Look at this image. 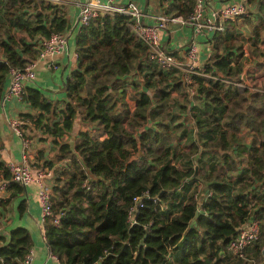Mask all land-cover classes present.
I'll return each mask as SVG.
<instances>
[{
  "label": "trees",
  "instance_id": "trees-1",
  "mask_svg": "<svg viewBox=\"0 0 264 264\" xmlns=\"http://www.w3.org/2000/svg\"><path fill=\"white\" fill-rule=\"evenodd\" d=\"M159 3L184 17L195 6V0ZM246 5L247 13L207 36L209 53L190 81L179 68L151 59L128 15L117 12L75 26L77 65L64 78L63 97L26 85L24 99L34 111L20 113L25 135L37 128L52 141L53 157L41 149L31 163L55 172L45 238L63 264L264 259V0ZM71 27L60 1L0 0V107L11 68L37 59L43 39ZM246 66L251 95L242 78ZM131 88L138 89L133 106ZM78 119L83 125L76 129ZM1 147L0 137V180H8V191L23 190L11 180ZM136 195L144 206L133 221ZM250 220L259 222L260 237L243 257L227 252ZM32 246L25 228L0 235V264H24Z\"/></svg>",
  "mask_w": 264,
  "mask_h": 264
},
{
  "label": "built area",
  "instance_id": "built-area-1",
  "mask_svg": "<svg viewBox=\"0 0 264 264\" xmlns=\"http://www.w3.org/2000/svg\"><path fill=\"white\" fill-rule=\"evenodd\" d=\"M247 11L246 0H233L221 6H212L209 0H195L194 9L188 17L167 13L164 9L150 16L144 0H82L78 10L76 25L81 26L88 24L99 14L109 13L114 15L117 12L125 13L128 15V25L130 29L147 44V54L149 57L163 67H177L182 72H186L184 75L185 79L190 81L192 72L201 73L198 71V67L200 66L198 62L199 41L192 40L185 43L180 42V46L175 43L174 46H178V48L171 47L167 44V47L170 49L177 48V53L166 48L163 39L164 33H169L171 29L179 31L182 27H187L190 28L192 32H196V34L200 33L206 35V39H208L207 36L213 32L225 29V20L237 18L247 13ZM148 17L150 19H148ZM69 49V37L66 32H56L42 40L38 58L62 52L67 53ZM183 50L185 55H181ZM74 56L77 58L76 51ZM185 56L188 58V62L183 61ZM37 59L29 62L22 68H11L10 79L4 100L9 96H14L19 99L24 98L27 83L36 78L35 66ZM51 67L59 68L60 65L53 63ZM239 84L241 86L245 85L242 82H239ZM9 123L23 142L22 161L20 163L15 162L8 164L12 172L11 180L23 185L35 183L39 186L38 196L42 206L43 218L45 220L46 216L52 214L53 200L51 187L54 181V169L32 166L28 153L33 143V138L25 135L21 126L22 120L19 117L10 119ZM8 183V180H0V199L7 196ZM142 206H144L143 197L141 195L134 196L133 204L129 211L131 220H135V214ZM55 221L57 222L58 218H56ZM259 237V222L257 220H250L241 226L238 234L226 244V251L235 256L243 257L246 248ZM31 260L32 251L25 256L23 263L30 264Z\"/></svg>",
  "mask_w": 264,
  "mask_h": 264
},
{
  "label": "crops",
  "instance_id": "crops-1",
  "mask_svg": "<svg viewBox=\"0 0 264 264\" xmlns=\"http://www.w3.org/2000/svg\"><path fill=\"white\" fill-rule=\"evenodd\" d=\"M70 1L71 5L68 6L67 10L72 27L65 31L69 37V52H62L38 58L35 66L36 78L27 83L28 85L31 84L46 88V95L50 98L55 97V99L63 97V94L60 91H62L64 85V78L77 65V58L74 56L76 51L75 34L77 32L75 26H77L76 20L78 18V10L82 0ZM231 1L233 0H209L212 6H221ZM148 3L145 1L150 16L158 12L154 5ZM148 19L150 18L148 17ZM163 39L164 42L168 41L169 46L177 48L181 45L180 42L185 43L192 40H198L200 45L198 57L199 64L206 59V55L209 53V45L207 43L206 35L200 33L196 34V32H192L191 29L187 27H182L179 31L171 29L169 33H164ZM175 43L178 46H174ZM181 55H185L184 50ZM183 59L184 62H188L186 56ZM53 63L60 65V67L52 68L51 64ZM29 111H34L32 105L26 99H19L14 96L7 97L0 107L1 152L3 159L7 164L15 162L20 163L22 161L23 153L22 139L14 132L10 126L9 120L20 117L21 112ZM27 131L28 133L39 134L38 138L32 137L33 143L30 146L28 153L30 162L38 156L41 149H45V157H50V149L52 145L51 138L43 139L45 135L37 128L32 130L28 128ZM38 189L39 186L37 184L30 183L23 185V190L10 189L7 191L9 200H7L5 205L0 202V235L10 236L13 228H25L29 231L33 240L32 260L30 264H63L60 258L50 251L46 242L44 218L41 202L38 196Z\"/></svg>",
  "mask_w": 264,
  "mask_h": 264
},
{
  "label": "rangeland",
  "instance_id": "rangeland-1",
  "mask_svg": "<svg viewBox=\"0 0 264 264\" xmlns=\"http://www.w3.org/2000/svg\"><path fill=\"white\" fill-rule=\"evenodd\" d=\"M62 3L65 4L66 8H68L69 5H71V1L70 0H62L60 1ZM149 3L148 4H151V5H154L157 9V11H160L162 9V6L161 4L159 3V0H149L148 1ZM133 80V79H132ZM262 81V80H261ZM137 94H138V89L136 88H131L128 95H127V99H128V102L129 104H131V106H133L135 104V101H136V97H137ZM178 98L182 101H185L186 98H184L182 95L179 96L178 95ZM183 119L185 122H192L191 118L189 116H184L182 115ZM82 123L79 122V119H78V126L76 129H78L79 127H82ZM246 137L248 135V132L246 131ZM30 135L33 137V138H38L39 134L37 135V133H30ZM249 141V139H247ZM54 155V152L52 151L51 152V156L50 157H53ZM37 156V155H36ZM36 159H40L38 156L36 157ZM196 188L198 189H201V186H200V183L198 182L197 185H196ZM261 262H264V259L259 261L258 264H260Z\"/></svg>",
  "mask_w": 264,
  "mask_h": 264
},
{
  "label": "water",
  "instance_id": "water-1",
  "mask_svg": "<svg viewBox=\"0 0 264 264\" xmlns=\"http://www.w3.org/2000/svg\"><path fill=\"white\" fill-rule=\"evenodd\" d=\"M165 8H166V5H165ZM247 69H248V66L245 67L244 72H243V75H242V78L244 79V81L246 82V84L250 87L251 90L249 92V95H251L252 92L254 91V86L252 85V82L248 79ZM198 213H199V210L197 211V215H198ZM239 230H240V228H238L237 231H239ZM262 254H263V257H264V247H263V250H262Z\"/></svg>",
  "mask_w": 264,
  "mask_h": 264
}]
</instances>
